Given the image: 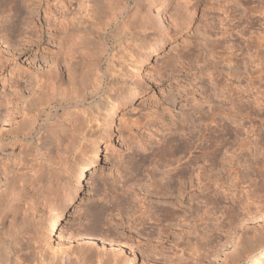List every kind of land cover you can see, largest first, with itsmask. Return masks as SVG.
Masks as SVG:
<instances>
[{"label":"rangeland","instance_id":"rangeland-1","mask_svg":"<svg viewBox=\"0 0 264 264\" xmlns=\"http://www.w3.org/2000/svg\"><path fill=\"white\" fill-rule=\"evenodd\" d=\"M24 2L20 34L5 31L15 27L13 11H0V149L21 145L14 155L0 154V198L14 177L34 165L38 135L54 137L76 112L86 124L68 161L71 168L87 165L82 191L72 206L29 227L32 245L23 252L31 251V263L43 264L41 252L59 259L67 253L87 257L84 264L100 257L110 264H264V48L256 51L254 40L264 28L259 12L264 0H193L192 19L181 31L155 36L147 49L126 44L118 51L117 28L126 14L114 22L102 0ZM81 25L104 33V41L90 38L91 54L98 53L90 54L87 67L97 76L108 65L114 72L106 71L101 86L98 79L86 85L88 91L100 87L88 103L61 108L49 99L45 75L56 71L54 55L63 34ZM227 54L232 66L223 62L230 60ZM90 102L104 108L84 112ZM170 132L196 137L200 147L181 162L197 160L204 173L210 139L221 142L210 182L203 177L196 189L186 184L180 207L148 193L153 178L167 172L156 154ZM82 237L94 242L85 244Z\"/></svg>","mask_w":264,"mask_h":264},{"label":"bare ground","instance_id":"bare-ground-1","mask_svg":"<svg viewBox=\"0 0 264 264\" xmlns=\"http://www.w3.org/2000/svg\"><path fill=\"white\" fill-rule=\"evenodd\" d=\"M102 1L104 2L108 10L112 12L114 22H116L118 18L122 17L123 14H126V16L123 18V21H121V24L117 28V31L121 33V36H118V40L116 41L118 42L116 44V51H118L119 48L125 46L126 44H131L139 49H147L151 47L150 42H152V39L155 36H171L178 33L190 24L193 15L192 12L194 11L193 9H195L196 5L193 0H137V2L132 6L131 0ZM24 5L25 2L23 3V0H0V11L4 12L6 10H11L13 11V14L16 18L13 21V24L15 25L14 29L11 28L9 30L6 28V32H9L10 34L14 32H20L25 10ZM191 9L193 10L192 12H190ZM259 10V12L262 13L261 16L264 17V9L261 10L260 8ZM190 13H192V15ZM90 38L101 39L104 41L103 29H96L93 26L81 25L79 31L77 32L74 30L66 31L63 34V37L60 39V47L54 55L56 71L55 73L47 72V74L45 75V77L47 78L45 79L43 86L47 90V92H49V99L53 102L59 101V105L61 108L70 106L78 107L82 103L87 102L89 98L92 99V97L99 93L100 87L96 88L95 85H97L98 83L101 86L103 78L106 75V71L114 72L112 67L108 65L107 69L102 72L101 76L98 75V77L96 74L97 71L91 72V68L89 69L87 67L89 64L87 58L89 56L91 58V55H93L94 57V53L97 52L95 51L93 54H91L93 52V47L91 46L92 42H90ZM254 40L257 43L256 51L260 52L259 49L264 48V28L261 35H259L258 38H254ZM228 46L226 47L229 51V49L231 48ZM102 49L103 47H101L100 50ZM259 52L257 53L259 54ZM229 54H227L226 58L235 55ZM99 55L100 53L98 54V56ZM94 60L95 59H93V61ZM99 62V58H96V61L94 62L96 63L95 69L99 65ZM223 62L228 66H232L231 59L228 61H225L224 59ZM214 66H219V63H215ZM244 66H246V64H244ZM94 80H97V83L93 84L95 86L93 87L96 88V91H93L94 88L93 90L91 89L90 91H88L89 86L92 87V84L90 85V81L94 83ZM227 80H225V82ZM225 84H223V86ZM86 85L88 86L87 89ZM227 87H229V85H227ZM78 89H80L79 91L84 89L82 90L83 94H81L82 92L79 93ZM227 89L228 92L231 90L229 88ZM233 94L234 93H228V95H232V97ZM239 98L240 96L238 97V99ZM228 102L232 101L228 100ZM238 103L242 102L238 101ZM244 104H246V102ZM96 107L104 108L102 103L100 104L98 102H90L84 112H87V110L91 111ZM192 109V113L199 112L197 108L192 107ZM48 119L49 114L45 115L43 122H47ZM5 122L7 123V121ZM85 125L82 121V118H80V116L76 112L74 119L71 121L66 120V125L62 132L55 134L54 137H51V134L49 135V133H41L40 135H38L36 139V145H34V165L26 174H23L18 178L14 177L15 179H12L13 181L9 185L5 197L0 198V264H32L31 259H33V257H30L31 251H29L28 253L23 252L25 249L30 248L32 245V237L30 238V235L28 233L29 227L34 225L36 222H39L44 218L51 216L52 214H54V212H59L65 207L72 206L75 203L76 198L80 195L82 191V179L83 176L86 175L87 165L81 164L77 165L75 168H71L68 165V161L70 155L77 149V147L80 145L81 140L84 138L83 128ZM53 126H49L51 130H53ZM26 127L28 130V124L24 123V128ZM42 128L43 125L41 124L40 129ZM184 136H186L185 133ZM23 137L27 138V135L23 134ZM182 137L183 135L180 137H175L170 132L168 133L167 137L165 136L163 138V141L158 148L159 151L158 154H156V157L158 158V162L160 163V165L168 169L167 172H160V175L153 178L152 183L150 184V186L152 187V191L148 192L149 194L151 193L152 196L164 197L165 200H168L171 203L176 202L177 206L175 205V207H180L182 199L184 198V195L186 193V184H189L191 188L196 189L201 184V182H203V177H206L205 180H209L210 176L212 175L211 171L216 167L218 158L217 156L220 153L217 147L219 146V144H221V142L218 140L215 141V139H210V145L207 147V150L209 151L204 153L206 154V160L209 163V171L206 170L207 172H209V174H206L207 172L204 173L205 171L202 170L205 167L202 166V168L196 165L197 160L191 162L190 160L189 162L185 160V163H183L184 161L181 162L186 153H191L192 149L195 150L200 147L198 146V144H195L194 138L196 139V137H194L193 135H187V138ZM17 149L20 150L21 145H13V148L10 151L0 149V154H2L1 156L7 158L11 155L16 154ZM232 162L234 163V160ZM230 165L231 164L229 163V166ZM193 170H201L203 171V174L198 171L195 175H193ZM228 170L230 171L231 167H229ZM208 182H210V180ZM63 183L66 185L65 192H62ZM204 183H206V181ZM213 192L209 191L210 197L215 195V193ZM201 201L203 202V200ZM205 212H208L209 214V209ZM179 213L180 211L178 210V214L176 213V220L177 218L179 219L181 217V214L179 215ZM56 221L53 222L52 227H54ZM79 240L85 244L94 242L88 237H82ZM85 244H83L81 247L85 246ZM85 247L89 246L86 245ZM113 248L116 251L115 253H119L122 250L121 248H118L116 246H113ZM39 258L41 260L40 262H43V264H84L86 262L85 259H88L87 257H84L85 259L83 258V260L82 258L80 259L78 255H73L70 253H67L66 255L60 257L61 259H59L57 256L47 257L44 253L42 254L41 252L39 253ZM107 260L109 261V259ZM107 260L104 261V259L100 257V259H98L95 264H105L107 263ZM115 260L117 261V258ZM110 263L108 262L107 264Z\"/></svg>","mask_w":264,"mask_h":264}]
</instances>
